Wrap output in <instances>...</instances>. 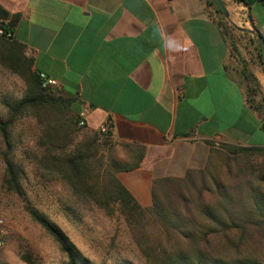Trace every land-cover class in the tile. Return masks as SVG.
Returning a JSON list of instances; mask_svg holds the SVG:
<instances>
[{
	"label": "crops",
	"instance_id": "crops-1",
	"mask_svg": "<svg viewBox=\"0 0 264 264\" xmlns=\"http://www.w3.org/2000/svg\"><path fill=\"white\" fill-rule=\"evenodd\" d=\"M222 1L252 27L243 47L206 0H0V26L75 99L86 127L143 147L140 165L116 177L147 207L154 178L202 167L212 147L264 149L243 75L264 105V3ZM246 261L264 264V249Z\"/></svg>",
	"mask_w": 264,
	"mask_h": 264
},
{
	"label": "trees",
	"instance_id": "trees-1",
	"mask_svg": "<svg viewBox=\"0 0 264 264\" xmlns=\"http://www.w3.org/2000/svg\"><path fill=\"white\" fill-rule=\"evenodd\" d=\"M235 1L246 6L256 1L264 3V0ZM206 2L228 35L223 13L214 0ZM0 29V63L18 73L26 83L22 97L3 100L6 114L0 116L5 165L3 185L7 190L19 196L24 194L20 182L23 165L15 156L13 128L18 119L29 117L34 120L36 131L34 142L27 147V156L34 168L61 180L78 200L92 202L107 213L118 210L132 230L148 215L172 242L168 249L157 247V264H248L247 256L260 252L249 251L247 245L254 237L256 244H264V167L253 158L259 155L264 159L263 148L220 144L212 151L225 165V174L231 176L234 170L233 177L241 174V179L233 184V179L224 181L213 171L196 169H188L181 177H156L151 184L152 204L142 207L116 174L137 168L143 147L113 142L109 130L101 143L96 131L77 140L86 125L77 126L75 99L64 92L54 93L43 88L39 72L33 67L31 57L25 54L24 44L3 26ZM258 42L262 61V45ZM243 75L251 83L246 89L247 99L262 114L264 129V105L253 98L259 94L258 84L252 74L243 70ZM117 147L124 151L122 155H116ZM27 208L30 217L59 245L66 257L62 264H92L59 225L35 207ZM242 243L246 244L241 250L243 253ZM230 247L234 248L235 256L219 253ZM24 260L30 262L29 258Z\"/></svg>",
	"mask_w": 264,
	"mask_h": 264
},
{
	"label": "rangeland",
	"instance_id": "rangeland-1",
	"mask_svg": "<svg viewBox=\"0 0 264 264\" xmlns=\"http://www.w3.org/2000/svg\"><path fill=\"white\" fill-rule=\"evenodd\" d=\"M222 16L227 22V36L232 42L236 41L243 47L247 36H255L251 33V25L245 20H233L231 16L228 19L224 14ZM25 88L23 78L0 63V116L5 117L6 114L3 100L22 97ZM52 92L59 93L62 90L54 89ZM35 131L34 120L29 117L18 119L13 128L15 156L23 165L20 175L24 191L22 196L7 190L3 185L4 149L0 138V264H62L66 258L56 241L30 217L28 206L35 207L59 225L92 264H157V247L168 249L172 244L159 226L145 215L132 230L118 210L107 213L92 202L78 200L61 180L36 170L27 156V147L34 142ZM93 131L100 135V143L104 136H108L107 128L102 131L100 128L85 127L76 139L93 134ZM110 138L117 142L113 140L112 135ZM212 149L217 148L209 149L202 167L191 169L213 171L221 180L233 179V184L241 179V174L233 177L236 174L234 170L231 176L225 174V165ZM123 153L124 151L117 147L116 155ZM253 158L256 162L263 163L264 167L262 156L256 155ZM256 240L254 237L247 242L249 251L264 249L263 244L255 243ZM234 241L237 242V239ZM245 247L244 243L240 251ZM222 252L228 257L229 254L236 255L233 247L220 250L219 253ZM24 258H29L30 262Z\"/></svg>",
	"mask_w": 264,
	"mask_h": 264
},
{
	"label": "built area",
	"instance_id": "built-area-1",
	"mask_svg": "<svg viewBox=\"0 0 264 264\" xmlns=\"http://www.w3.org/2000/svg\"><path fill=\"white\" fill-rule=\"evenodd\" d=\"M2 33V30L0 29V34ZM6 36H9V34H6ZM39 77L41 79V86L43 88H49L51 90H60L61 86L59 84V82L50 76H47L44 73H40L39 72ZM84 112H79L78 116H77V126L78 127H83L85 125V120H84ZM102 131L106 129V126H103L102 128H100Z\"/></svg>",
	"mask_w": 264,
	"mask_h": 264
},
{
	"label": "water",
	"instance_id": "water-1",
	"mask_svg": "<svg viewBox=\"0 0 264 264\" xmlns=\"http://www.w3.org/2000/svg\"><path fill=\"white\" fill-rule=\"evenodd\" d=\"M216 3L217 7L221 10V12L224 14L226 18H228V11L227 8L222 0H214ZM253 31V30H252ZM261 43H262V49H263V64H264V41L262 40L261 37H259Z\"/></svg>",
	"mask_w": 264,
	"mask_h": 264
}]
</instances>
